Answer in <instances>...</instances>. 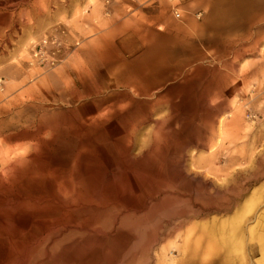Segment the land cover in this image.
I'll return each mask as SVG.
<instances>
[{
	"label": "rangeland",
	"instance_id": "1",
	"mask_svg": "<svg viewBox=\"0 0 264 264\" xmlns=\"http://www.w3.org/2000/svg\"><path fill=\"white\" fill-rule=\"evenodd\" d=\"M216 1L0 0V114L14 110L33 122L48 109L46 130L60 133L35 158L38 176L25 165L8 173L0 149V197L39 213L59 205L54 192L70 179L73 205L84 207L69 250L52 255L45 246L29 253L31 262L263 264L264 8L236 18L238 31L219 38L211 28ZM46 36L64 42L61 62L31 65V49ZM149 45L185 56L150 96L118 87L143 76ZM44 96L42 110L29 109ZM109 104L111 118L82 124ZM36 192L49 201L36 205ZM70 205L65 223L77 217Z\"/></svg>",
	"mask_w": 264,
	"mask_h": 264
},
{
	"label": "bare ground",
	"instance_id": "2",
	"mask_svg": "<svg viewBox=\"0 0 264 264\" xmlns=\"http://www.w3.org/2000/svg\"><path fill=\"white\" fill-rule=\"evenodd\" d=\"M263 6L264 0H219L216 4V12L211 25L212 34L219 38L231 36L239 29L236 18L251 15L263 8ZM185 44L189 45L191 42L186 41L183 45ZM149 47L145 48V53L140 57L142 59H153L149 63L150 65L146 63L145 66H141L144 69L139 71V74H143V76L140 77L139 75L129 79L128 84L117 80L116 84L118 87H127L133 94L138 96H150L153 90L165 86L166 81L169 79L168 75H170V63L175 60H181L183 58L182 53L185 56L184 52L179 49H166L162 46L152 45V48L150 47L148 50L147 48ZM147 76L151 77V80ZM103 85L97 89L98 94H100ZM168 95L167 93L159 97V100L156 103H152V106L161 104L162 100L167 98ZM175 98L172 99L171 97L172 100L168 102L172 110H175V103L177 102ZM59 100L64 101L62 98H59ZM30 101L29 109H34L36 105H39L42 110L47 102V96H44V98H31ZM41 104L43 106H40ZM114 107L115 104H109L107 109H103V113L92 111L93 115H90V117L83 115L81 122L85 126L97 125L103 118H111V115L115 113V110H112ZM48 111V109L46 111L43 110L42 113L45 115L38 117V121L34 120L33 122L29 117H23L20 112H15L14 110H7L0 114V136L2 137L0 149L4 156L3 163L8 166V173L11 175L21 171L19 165H25L33 169V173L38 176L40 169H36L35 164L37 161L35 158L44 145L53 144L56 137L60 134L46 130V124L49 121ZM47 139L49 141H46ZM18 141L24 142L13 145ZM46 160L48 161L49 159L46 158ZM50 162L49 160V169L54 167ZM66 182L70 184L67 183L68 187L66 189L54 192L59 205L56 206L55 203L44 204L45 207H42L43 209L39 213L36 212L34 207L27 208L26 203L5 201L0 197V264H34L35 260L31 262L28 257L29 253L30 255L35 254L45 248V246L49 247L48 253H52V255L57 251L62 255L69 250L70 242L66 238L74 230H83L78 222L82 220L84 207L73 205L72 194L75 189L71 186L72 181L70 179ZM19 194H17L18 197H20ZM33 194L29 193L28 195L33 197L32 199L35 200L36 205L49 201V196L40 195L39 192ZM98 199H103L101 191L98 193ZM71 203L76 208L77 220L72 219L69 220L72 221L71 223L69 221L65 223L64 219L69 215L67 210L71 208ZM33 219L39 220L38 222L43 227L37 228V221L32 222Z\"/></svg>",
	"mask_w": 264,
	"mask_h": 264
},
{
	"label": "built area",
	"instance_id": "3",
	"mask_svg": "<svg viewBox=\"0 0 264 264\" xmlns=\"http://www.w3.org/2000/svg\"><path fill=\"white\" fill-rule=\"evenodd\" d=\"M175 19H182V15L178 9L172 12ZM201 14L197 15L200 18ZM64 42L57 36H46L42 38L38 44L31 49V65L38 67H55L62 60L65 52Z\"/></svg>",
	"mask_w": 264,
	"mask_h": 264
},
{
	"label": "crops",
	"instance_id": "4",
	"mask_svg": "<svg viewBox=\"0 0 264 264\" xmlns=\"http://www.w3.org/2000/svg\"><path fill=\"white\" fill-rule=\"evenodd\" d=\"M219 1V0H218ZM218 1H216V3H215V9H216V4H217V2ZM263 8H264V6H263ZM263 8H261L260 10H258L257 12H254V13H252L253 15H257V14H259L260 12H262V10H263ZM195 13L196 14H201L202 15V11L201 10H197V11H195ZM261 14V13H260ZM259 14V15H260ZM248 16H251L250 14L249 15H246V16H241L242 18H246V17H248ZM260 17H263L264 18V14H262V15H260ZM262 18V19H263ZM159 89V88H158ZM154 91V90H153ZM258 226L262 229V231H261V235H260V239H259V241H260V243H262V244H264V215H263V219L262 220H260V222H259V224H258ZM261 248H263V253H264V245L263 246H261ZM262 263L264 264V256H263V261H262Z\"/></svg>",
	"mask_w": 264,
	"mask_h": 264
}]
</instances>
